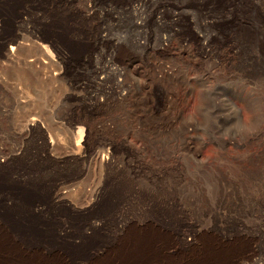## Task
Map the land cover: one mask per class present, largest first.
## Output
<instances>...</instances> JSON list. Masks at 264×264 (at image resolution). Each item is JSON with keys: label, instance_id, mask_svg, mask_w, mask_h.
Masks as SVG:
<instances>
[{"label": "rangeland", "instance_id": "1", "mask_svg": "<svg viewBox=\"0 0 264 264\" xmlns=\"http://www.w3.org/2000/svg\"><path fill=\"white\" fill-rule=\"evenodd\" d=\"M211 1L0 0L1 261L264 264V0ZM96 30L125 50L71 67ZM117 81L109 133L65 116Z\"/></svg>", "mask_w": 264, "mask_h": 264}, {"label": "bare ground", "instance_id": "2", "mask_svg": "<svg viewBox=\"0 0 264 264\" xmlns=\"http://www.w3.org/2000/svg\"><path fill=\"white\" fill-rule=\"evenodd\" d=\"M64 1V0H63ZM82 1V0H81ZM84 1V0H83ZM117 1V0H116ZM129 1V2H128ZM146 1L147 0H127V2H128V5H134V7H136L135 8V10L137 11V12H139L138 10V8H141L145 3H146ZM207 1L208 0H196V2H199V5L201 6V5H207ZM220 0H212L211 1V3L213 4V5H215L217 2H219ZM243 1H245V0H243ZM62 2V1H61ZM77 2H79V1H77ZM99 2V1H98ZM165 2V1H164ZM76 3V2H75ZM80 3V2H79ZM79 3H77V4H79ZM121 3V2H120ZM55 4V3H54ZM63 4V3H62ZM113 4V3H112ZM64 5V4H63ZM53 6V5H52ZM55 6V5H54ZM67 6V5H66ZM117 6V5H116ZM72 7V6H71ZM74 7V6H73ZM72 7V8H73ZM77 7H79L78 9L80 10V13H81V20H83L85 17H88V13H89V11H90V7L88 8L87 6H86V2L85 3H82V4H80L79 6H77ZM65 8V7H64ZM76 8V6L74 7V9ZM115 8V7H114ZM118 8V7H117ZM54 9V8H53ZM60 9V8H59ZM77 9V10H78ZM105 9V8H104ZM62 10V9H61ZM68 9L66 8V11H67ZM113 11V10H112ZM77 12V11H76ZM74 13V12H73ZM104 13V12H103ZM181 14H182V12H180ZM78 14V13H77ZM91 14V13H90ZM73 15V14H72ZM180 16V15H179ZM92 18V17H91ZM77 19V18H76ZM173 20V19H172ZM87 21V20H86ZM140 21V20H139ZM142 21V20H141ZM173 22V21H172ZM83 23V22H82ZM85 23V22H84ZM83 23V24H84ZM87 23V22H86ZM82 24V25H83ZM97 24V23H96ZM172 24V23H171ZM175 24H176V22H175ZM86 24H84L83 26H85ZM134 25L137 27V28H142V23L141 22H138V21H134ZM81 26V25H80ZM98 26H99V24H98ZM97 26V27H98ZM173 26V25H172ZM92 27V26H91ZM74 28V27H73ZM103 28V27H102ZM83 29V28H82ZM86 29V28H85ZM101 29V28H100ZM172 29H173V27H172ZM256 29V28H255ZM257 29H259L258 27H257ZM75 30V29H74ZM103 30V29H102ZM262 30V29H261ZM83 31V30H82ZM170 31V30H169ZM172 31V30H171ZM238 31V30H237ZM79 32V31H78ZM103 32V31H102ZM102 32L100 31V30H96V33H95V35H94V38H92V41H93V44H92V47L89 49V50H87L84 54H83V56H82V58L80 59V61H78V62H76V63H71L70 62V65H71V67H73V68H75V66L77 65V66H79L80 64H81V62H83L84 60H86V59H88V58H90L93 54H98V55H102V54H106V56L108 57L107 59H104V60H106V62L108 63V62H112V61H114L115 59H116V57L117 56H120L121 55V53L123 52V50H125V47H124V45L122 46V44H121V42H120V39L119 38H114L113 40H110V42L108 43V45H105V47H104V45L102 46V44L103 43H105V41H107L106 40V36L104 35V34H102ZM84 33V32H83ZM92 33V32H91ZM228 33V32H227ZM171 34V33H170ZM234 34V33H233ZM76 35H77V33H76ZM167 35V34H166ZM85 37H86V35H84ZM230 36V35H229ZM77 37H78V35H77ZM85 37H83V38H85ZM90 37V36H89ZM93 37V36H92ZM108 37V36H107ZM167 37H168V35H167ZM225 37V35H222V38H224ZM75 38H76V36H75ZM140 38V37H139ZM139 38L138 37H135L134 38V40H133V43H134V45H136L137 44V42H139ZM232 38V37H231ZM80 41V40H79ZM147 41V40H146ZM89 42V41H88ZM262 42V41H261ZM147 43V42H146ZM146 43H145V45H146ZM168 43V42H167ZM199 43H200V50L203 52V53H207L208 54V43L207 42H205V41H203V40H199ZM89 44H91V43H89ZM106 44V43H105ZM88 45V44H87ZM101 45V47H100V49H99V46ZM144 45V44H143ZM163 45H165V40H161V39H159V43H158V47H157V50L158 49H162V47L161 46H163ZM27 47V46H26ZM164 47V46H163ZM29 49V48H28ZM13 50V46H11L10 47V51H12ZM20 50V49H19ZM10 51H8V54H10ZM83 52V51H82ZM103 52V53H102ZM125 52V51H124ZM17 53V52H16ZM104 54V55H105ZM69 55V54H68ZM12 56V55H11ZM76 57V56H75ZM121 57H123V56H121ZM80 58V57H79ZM98 58H100V57H98ZM73 59V58H72ZM71 59V60H72ZM103 58H101V60H102ZM12 60V59H11ZM14 60V59H13ZM103 60V61H104ZM121 60V59H120ZM116 61H117V59H116ZM14 62H16V61H14ZM22 63V62H21ZM27 63V62H26ZM26 63H25V65H26ZM32 63V62H31ZM43 63V62H42ZM40 61H38L37 62V65L34 67V68H36V71H41V70H44V72L45 71H49L50 70V68H49V70L47 69V66H45V65H43ZM102 63V62H101ZM112 63H114V62H112ZM119 63V62H118ZM23 64V63H22ZM103 64V63H102ZM32 65V64H31ZM30 64L28 65L27 64V66H24L23 65V67L25 68V69H27V70H32L33 68H32V66H31ZM59 65V64H58ZM100 65V64H99ZM117 65V64H116ZM21 66V65H20ZM53 66H54V63H53ZM56 67H57V65H55ZM107 66H108V64H103L101 67H96L95 69H97V70H95V71H99L101 68H107ZM113 66V65H112ZM112 66H111V68H112ZM51 67V66H50ZM115 67V66H114ZM22 68V67H21ZM76 69V68H75ZM110 69V68H109ZM108 69V70H109ZM113 69H118V67L117 68H113ZM113 69H112V71H113ZM52 70H53V68H52ZM66 70H67V67L65 66V65H63V66H60V67H58V79H65L66 78ZM104 70V69H103ZM121 70V69H120ZM110 71V70H109ZM119 71V70H118ZM108 72V71H107ZM115 72H117V70L115 71ZM114 72V73H115ZM120 72V71H119ZM118 72V73H119ZM33 74H34V72H32ZM46 73V72H45ZM47 73H49V72H47ZM68 74V73H67ZM53 75H54V73H53ZM97 75V74H96ZM108 75V74H107ZM118 75V74H117ZM50 77L48 78L51 82L52 81H54L55 80V78L53 79L52 77H51V75H49ZM106 76V75H105ZM114 76H116V74L114 75ZM97 77H98V75H97ZM108 77V76H107ZM39 78V77H38ZM37 78V79H38ZM47 78H45V77H43V78H41V80H46ZM47 79V80H48ZM102 79V78H101ZM100 79V80H101ZM113 79H114V77H113ZM73 80V79H72ZM75 81V80H74ZM106 81V80H105ZM111 81V80H110ZM71 82H73V81H71ZM92 82V81H91ZM101 82H103V80L102 81H100L99 83H101ZM108 81H106V83H107ZM110 83V82H109ZM104 84V83H103ZM97 85V84H96ZM102 85V84H101ZM4 87V86H3ZM101 87V86H100ZM123 87H125V86H123ZM120 88H121V85L118 83V81L117 82H114V83H112L111 84V86H109V87H107L106 89H104V90H101V94H102V97L101 98H99L98 97V94L97 93H95V94H89V96H87V97H83V99H81V98H79V97H75V99H74V101L71 103H69L68 105H67V107H66V109H65V116H70V112H71V110H72V108H77L78 110H77V113H76V115H75V117L78 119V120H80V119H82V117H86V118H88L89 119V121L93 124H97V123H99V124H101V128L104 130V131H109V125L107 124V119L104 117V116H102L103 114H102V110L104 109H108L110 106H114V105H119L120 104V102L125 98L126 99V97H124V95L122 94V92L120 91ZM74 89V88H73ZM78 89V88H77ZM126 89V88H125ZM76 91V90H75ZM2 92V91H1ZM96 92H98V91H96ZM99 93V92H98ZM77 94V93H76ZM76 94H73V95H76ZM72 95V94H71ZM19 100V99H18ZM15 101V100H14ZM17 101V100H16ZM18 105H20V103L18 104ZM113 108V107H112ZM81 109H84L85 110V114L84 113H82V111H81ZM84 112V111H83ZM74 115V114H73ZM70 118V117H69ZM71 118H72V115H71ZM75 119V118H74ZM185 119V118H184ZM97 126V125H96ZM113 128V127H112ZM100 129V127H98L97 128V130H99ZM113 129H115V128H113ZM102 131V130H101ZM111 131H112V129H111ZM106 132V133H107ZM114 132V131H113ZM99 133V132H98ZM105 133V134H106ZM109 133V132H108ZM103 136V135H102ZM128 143H130V144H132V142H130V141H128ZM78 151H81V149H77ZM51 151V150H50ZM54 151V149H52V152ZM51 153V152H50ZM58 153V152H57ZM65 153V152H64ZM63 153V154H64ZM82 153V152H81ZM47 154H49V153H47ZM52 154V153H51ZM59 155H60V153H59ZM62 155V154H61ZM67 155V154H66ZM38 156V155H37ZM62 157V156H61ZM64 157H65V155H64ZM59 158V157H58ZM52 159V158H51ZM53 159H55V158H53ZM60 160V159H59ZM61 160H62V162L64 163V164H68V162H70V163H72V161H77L78 160V157L76 156V157H65V158H61ZM81 160H82V158H81ZM55 161H57V160H55ZM109 161V160H108ZM100 163V165H101V167H102V169H106L107 168V165H109L108 163L109 162H107L106 160H105V158H101L100 159V161H99ZM58 162H56V164H57ZM69 165V164H68ZM76 165H77V163H76ZM70 166V165H69ZM74 166V165H73ZM116 166V165H115ZM72 167V166H71ZM110 167V166H109ZM41 167L39 166V169H40ZM54 168V167H53ZM112 168V167H111ZM113 169H116V168H113ZM41 170V169H40ZM107 171H108V169H107ZM115 171V170H114ZM106 175H109L108 173L106 174ZM107 177V176H106ZM94 195L95 196H98V191L97 190H95L94 191ZM120 195V194H119ZM130 195V194H129ZM125 198V194L124 195H122V197H121V199L122 198ZM126 199V198H125ZM130 199V198H129ZM118 201H119V198H118ZM127 204V203H126ZM129 204V203H128ZM119 205V204H118ZM118 207V206H117ZM1 229V228H0ZM3 248V247H2ZM166 248V247H165ZM150 249V248H149ZM157 249V248H156ZM3 250V249H2ZM162 250V249H161ZM1 251V250H0ZM152 251V250H151ZM158 251V250H157ZM6 252V251H5ZM9 252V251H8ZM128 252V251H127ZM148 252V251H147ZM160 252H162V251H159L158 253H157V256H159V254H160ZM146 253V252H145ZM9 254V253H8ZM139 254V253H138ZM141 254V253H140ZM144 254V253H143ZM139 255V258H138V260H134L135 258H132L133 260H131V258L129 259V260H126V259H124L123 257L122 258H120L119 257V255H111L110 254V257L111 258H109V259H107L106 261H104V263H101V264H152V260H151V258L149 259L148 258V255L147 256H145V255ZM148 254V253H147ZM166 254V253H165ZM176 254V253H175ZM6 255H4V257H5ZM13 256V255H12ZM155 257L153 258V261L156 259V255H154ZM14 257V256H13ZM176 257H177V255H176ZM8 258V257H7ZM142 258H145V259H142ZM160 258V257H159ZM5 260V259H4ZM10 260V259H9ZM142 260V261H141ZM151 260V261H150ZM129 261V262H128ZM196 261V260H195ZM103 262V261H102ZM159 262H160V260L158 259V261L155 263V264H159ZM163 262V261H162ZM7 263V262H6ZM4 261H1V259H0V264H6ZM173 263V262H172ZM177 263H179V262H177ZM93 264V263H92ZM161 264V263H160ZM174 264V263H173ZM179 264H181V263H179ZM182 264H183V262H182Z\"/></svg>", "mask_w": 264, "mask_h": 264}]
</instances>
